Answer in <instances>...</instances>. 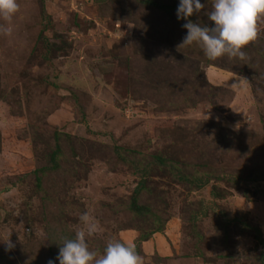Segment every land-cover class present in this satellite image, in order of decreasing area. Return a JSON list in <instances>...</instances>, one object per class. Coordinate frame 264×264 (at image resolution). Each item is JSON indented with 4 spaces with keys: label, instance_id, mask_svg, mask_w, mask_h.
<instances>
[{
    "label": "rangeland",
    "instance_id": "obj_1",
    "mask_svg": "<svg viewBox=\"0 0 264 264\" xmlns=\"http://www.w3.org/2000/svg\"><path fill=\"white\" fill-rule=\"evenodd\" d=\"M144 1L18 0L12 20L0 18L12 28L0 33V253L8 257L0 264L42 256L40 195L32 174H22L45 160L54 130L83 156L56 178L50 195L74 238L85 227L82 214L98 223L87 237L90 250L134 242L138 232L121 230L124 215L113 213L139 183V163L159 151L197 164L204 183L177 181L165 166L152 170L148 201L167 224L143 244V264H155L154 255L165 257L157 264H261L264 17L243 60L209 61L198 44L181 45L187 21L177 18L179 0ZM201 2L206 7L190 19L212 26V0ZM160 3L173 8L163 11ZM50 44L61 49L46 54ZM117 146L130 150L127 162L115 158Z\"/></svg>",
    "mask_w": 264,
    "mask_h": 264
},
{
    "label": "trees",
    "instance_id": "obj_2",
    "mask_svg": "<svg viewBox=\"0 0 264 264\" xmlns=\"http://www.w3.org/2000/svg\"><path fill=\"white\" fill-rule=\"evenodd\" d=\"M144 2L150 5L155 4L153 0H145ZM158 6L163 11H170L173 8V6L164 3H160ZM50 46L49 49L46 48V54L52 53V50L54 49H61V47L55 44H50ZM45 59L49 62L51 61L49 55H46ZM68 137L69 136H66L64 133L54 130L52 132L51 141L48 144V152L44 154L45 160H43L40 165L39 162L38 165H33L32 169L28 170V173L26 172L22 174V177L30 174L34 177L35 190L38 195H40L39 198L41 202L39 218L45 223L46 234V242L36 243L39 250L37 247L36 249L39 252L41 251V253L43 252L42 256L39 254L32 256L28 264H48L49 259L56 258L59 248L62 246L61 244L65 239H74V236L67 231V226L60 222L65 215L64 207L60 205L61 203L58 198L50 195V193L53 192L52 189L57 185L56 178L60 177L61 174L66 173L65 169L69 167V164H71L72 161L80 159L83 156L82 151L74 148L75 146L72 147V145L69 144L65 147V145L61 144V140ZM129 151L130 150H127L126 148L117 146L115 158L117 161L125 163L127 162L126 157H129L127 154ZM134 152L140 154V157L137 159L141 160L142 153L136 152L135 150ZM139 164L142 169L139 171L141 179L132 191L129 199L119 203L120 210L118 209L114 212L113 217L115 218L118 212L122 213L125 219L124 222L119 224V228L121 230H136L138 232L137 237L134 239V244L139 255L143 256V244L148 242L154 234L164 232L167 224L166 215H164L157 205L154 206L148 201V197L152 196L153 193L150 191L146 180L151 176L150 173L153 172L152 170L154 168L159 169L165 166L169 169L174 179H177V181H181L182 183H187L189 186L196 184L200 187L203 185L204 181L197 176V164H180L178 161H173L171 158L163 156L159 151L148 155V159H144V161H141ZM109 165L111 164L109 163ZM181 165L183 166L181 167ZM190 166L192 167V170L191 173H188L185 169L187 170ZM261 242L264 243V240H261ZM107 243L102 242L100 245L96 246H98L99 249L101 248L103 252ZM227 257V254L222 253L219 255V258L223 260ZM5 258H8L7 255L0 253V261ZM161 259L163 261L165 257L159 255L153 256V262L155 264L160 263ZM259 259V262L264 264L263 253L259 255ZM56 264H59L58 260H56Z\"/></svg>",
    "mask_w": 264,
    "mask_h": 264
},
{
    "label": "clouds",
    "instance_id": "obj_3",
    "mask_svg": "<svg viewBox=\"0 0 264 264\" xmlns=\"http://www.w3.org/2000/svg\"><path fill=\"white\" fill-rule=\"evenodd\" d=\"M206 5L201 0H179L177 18L186 20L182 25L187 34L181 45L198 44L209 61L227 55L243 60L242 50L257 38V21L264 17V0H212L211 10L206 15L214 24L201 25L190 17L199 13ZM19 9L18 0H0V18L11 21ZM11 27L0 25V33L10 35ZM239 85L240 81L232 83ZM242 86V85H241ZM84 228L77 231L74 239H65L55 259L48 264H143V259L132 241L111 240L102 254L89 248L87 237L98 232V223L84 213L80 216ZM8 249L14 247L11 240L4 241Z\"/></svg>",
    "mask_w": 264,
    "mask_h": 264
}]
</instances>
